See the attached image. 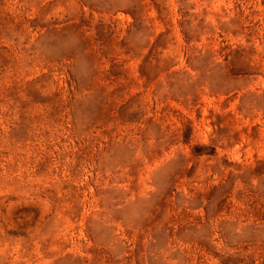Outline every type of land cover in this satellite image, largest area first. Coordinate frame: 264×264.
I'll list each match as a JSON object with an SVG mask.
<instances>
[{
  "label": "rangeland",
  "instance_id": "1",
  "mask_svg": "<svg viewBox=\"0 0 264 264\" xmlns=\"http://www.w3.org/2000/svg\"><path fill=\"white\" fill-rule=\"evenodd\" d=\"M0 264H264V0H0Z\"/></svg>",
  "mask_w": 264,
  "mask_h": 264
}]
</instances>
